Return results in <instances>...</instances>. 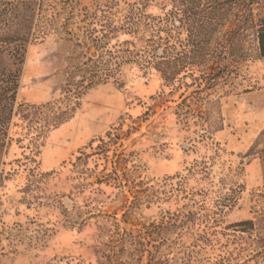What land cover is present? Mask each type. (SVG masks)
<instances>
[{"label": "rangeland", "instance_id": "374dc122", "mask_svg": "<svg viewBox=\"0 0 264 264\" xmlns=\"http://www.w3.org/2000/svg\"><path fill=\"white\" fill-rule=\"evenodd\" d=\"M116 1L111 18L118 23L124 3L135 0ZM261 4L253 9L264 17ZM170 8L154 0L145 11L162 16ZM239 18L225 23L242 24L229 66H185L169 84L150 66L127 61L87 91L62 126L44 132L13 120L11 144L0 153V264H103L117 252L116 223L150 228L147 249L163 264H264V58L250 23ZM128 39L119 34L110 46ZM71 53L54 32L28 47L18 108L63 97ZM217 67L222 72L213 77ZM210 79L218 86L202 93L196 114L178 117L180 96L193 90L185 85ZM101 140L107 157L94 151ZM83 153L86 165L75 167ZM115 154L126 187L92 184L102 170L113 171Z\"/></svg>", "mask_w": 264, "mask_h": 264}, {"label": "trees", "instance_id": "16d2710c", "mask_svg": "<svg viewBox=\"0 0 264 264\" xmlns=\"http://www.w3.org/2000/svg\"><path fill=\"white\" fill-rule=\"evenodd\" d=\"M152 1H126L120 22L116 23L111 18L113 10L119 7L116 0H106L104 4L98 0L92 7L82 6V0H0L2 155L11 144L9 132L16 117L30 124H40L43 131L62 126L73 118L87 91L114 78L124 62L150 66L169 84L185 71V66H229L226 54L235 45L234 38L242 25L234 22L226 29L225 23L230 16H240L243 22L250 23L259 57L264 58V17L255 14L253 9L254 5H262V0H167L171 8L162 16L146 14L145 10ZM50 32L71 44L63 97L41 106L21 105L18 108L17 95L28 47ZM182 33L186 35L184 40L180 38ZM119 34L132 40L110 46V42L117 39ZM220 72V68H214L213 77ZM217 86L218 83L211 79L205 84L196 80L186 84V91L193 90L189 95L180 96L181 102L175 114L181 119L194 116L196 110L193 107L198 103L202 105V93ZM198 115L204 120L201 111ZM139 120L142 117L132 120V123ZM132 129L136 128L129 126L128 132ZM111 141H114L113 138ZM256 144L251 152H254ZM106 147L101 140V145L94 151L107 157L109 148ZM88 158L89 155L83 153L74 166L86 165ZM122 162L115 154L113 171L105 174L106 169L102 170L94 176L92 184L126 187L118 176ZM129 189L131 192L132 188ZM242 224L254 226L253 221ZM115 226L116 232L111 241L117 252L112 250L104 254L106 262L103 264H163L156 252L147 249L151 246L150 228L144 225L139 230H120L118 223ZM151 226L155 228L154 224ZM105 247L114 249L110 245ZM144 259L147 262H143Z\"/></svg>", "mask_w": 264, "mask_h": 264}]
</instances>
